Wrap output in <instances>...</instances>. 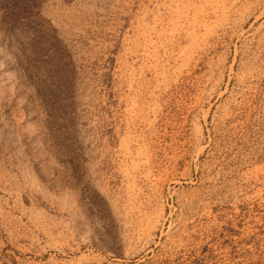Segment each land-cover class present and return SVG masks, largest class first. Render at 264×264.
Returning a JSON list of instances; mask_svg holds the SVG:
<instances>
[{"label":"rangeland","instance_id":"obj_1","mask_svg":"<svg viewBox=\"0 0 264 264\" xmlns=\"http://www.w3.org/2000/svg\"><path fill=\"white\" fill-rule=\"evenodd\" d=\"M0 264H264V0H0Z\"/></svg>","mask_w":264,"mask_h":264}]
</instances>
